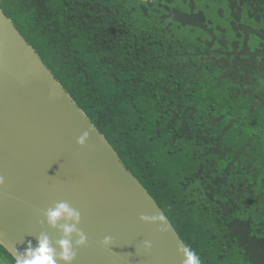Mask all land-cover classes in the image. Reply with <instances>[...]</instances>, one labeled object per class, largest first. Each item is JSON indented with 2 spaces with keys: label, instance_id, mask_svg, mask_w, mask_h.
Wrapping results in <instances>:
<instances>
[{
  "label": "trees",
  "instance_id": "1",
  "mask_svg": "<svg viewBox=\"0 0 264 264\" xmlns=\"http://www.w3.org/2000/svg\"><path fill=\"white\" fill-rule=\"evenodd\" d=\"M0 6L202 264H264V0Z\"/></svg>",
  "mask_w": 264,
  "mask_h": 264
},
{
  "label": "water",
  "instance_id": "2",
  "mask_svg": "<svg viewBox=\"0 0 264 264\" xmlns=\"http://www.w3.org/2000/svg\"><path fill=\"white\" fill-rule=\"evenodd\" d=\"M89 131L84 147L78 137ZM0 244L13 256L46 232L44 213L65 201L87 236L73 264H182L184 242L158 202L60 85L0 6ZM164 214L169 230L140 215ZM112 237L109 249L100 241ZM152 241L145 252L142 241Z\"/></svg>",
  "mask_w": 264,
  "mask_h": 264
},
{
  "label": "clouds",
  "instance_id": "3",
  "mask_svg": "<svg viewBox=\"0 0 264 264\" xmlns=\"http://www.w3.org/2000/svg\"><path fill=\"white\" fill-rule=\"evenodd\" d=\"M89 139V131L82 133L76 140L78 147H84ZM6 184V178L0 175V187ZM46 225L49 229L60 234V239L53 244L46 232H41L37 237V244L32 246L29 241L23 252H18L14 248L12 264H73L76 258V249L84 246L87 242L86 234L80 230V212L65 201L56 203L44 213ZM139 222L143 224L159 223L158 230L161 233L169 230L167 217L160 213L158 215H140ZM112 244V237L106 235L100 246L109 249ZM152 241L144 239L142 248L145 252L152 249ZM177 253L182 258V264H202L198 253L187 244H182L177 249Z\"/></svg>",
  "mask_w": 264,
  "mask_h": 264
}]
</instances>
